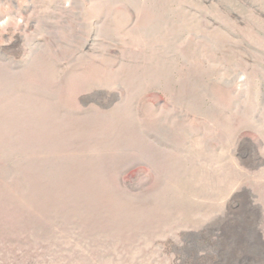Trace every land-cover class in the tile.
Segmentation results:
<instances>
[{"label":"rangeland","instance_id":"1","mask_svg":"<svg viewBox=\"0 0 264 264\" xmlns=\"http://www.w3.org/2000/svg\"><path fill=\"white\" fill-rule=\"evenodd\" d=\"M0 264H264V0H0Z\"/></svg>","mask_w":264,"mask_h":264}]
</instances>
